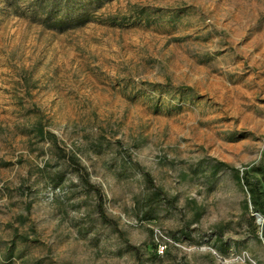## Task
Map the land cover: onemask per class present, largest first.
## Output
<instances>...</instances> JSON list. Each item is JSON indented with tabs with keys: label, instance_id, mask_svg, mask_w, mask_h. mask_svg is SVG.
<instances>
[{
	"label": "rangeland",
	"instance_id": "obj_1",
	"mask_svg": "<svg viewBox=\"0 0 264 264\" xmlns=\"http://www.w3.org/2000/svg\"><path fill=\"white\" fill-rule=\"evenodd\" d=\"M243 171L264 0H0V264H264Z\"/></svg>",
	"mask_w": 264,
	"mask_h": 264
},
{
	"label": "trees",
	"instance_id": "obj_2",
	"mask_svg": "<svg viewBox=\"0 0 264 264\" xmlns=\"http://www.w3.org/2000/svg\"><path fill=\"white\" fill-rule=\"evenodd\" d=\"M88 19L87 15H82L74 20H68V21H60L57 22L60 27H67L71 23L77 24V23H83ZM242 183V186L246 189L247 193L249 194V200L250 204L253 206L254 212L259 214H264V210H262L261 200L260 196L261 193L258 190V185L256 180H252L248 177L247 173L245 171L242 172V176L239 180ZM93 191L96 194L97 197V212L99 214V217L101 220L107 221L106 216L102 212V196L101 192L98 188L93 187Z\"/></svg>",
	"mask_w": 264,
	"mask_h": 264
},
{
	"label": "water",
	"instance_id": "obj_3",
	"mask_svg": "<svg viewBox=\"0 0 264 264\" xmlns=\"http://www.w3.org/2000/svg\"><path fill=\"white\" fill-rule=\"evenodd\" d=\"M256 216H257L258 221H260V217L258 215H256Z\"/></svg>",
	"mask_w": 264,
	"mask_h": 264
}]
</instances>
